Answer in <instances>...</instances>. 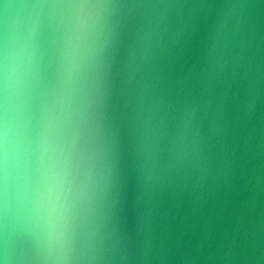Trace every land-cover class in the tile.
Listing matches in <instances>:
<instances>
[{
  "label": "clouds",
  "instance_id": "clouds-1",
  "mask_svg": "<svg viewBox=\"0 0 264 264\" xmlns=\"http://www.w3.org/2000/svg\"><path fill=\"white\" fill-rule=\"evenodd\" d=\"M0 264H264V0H0Z\"/></svg>",
  "mask_w": 264,
  "mask_h": 264
}]
</instances>
